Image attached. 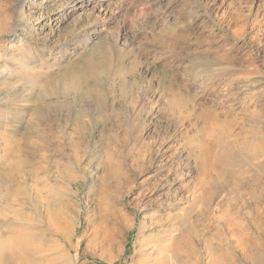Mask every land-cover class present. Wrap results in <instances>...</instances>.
<instances>
[{"label":"rangeland","instance_id":"rangeland-1","mask_svg":"<svg viewBox=\"0 0 264 264\" xmlns=\"http://www.w3.org/2000/svg\"><path fill=\"white\" fill-rule=\"evenodd\" d=\"M152 1L0 0V176L35 264H161L162 243V264H264V78L237 77L264 73V0Z\"/></svg>","mask_w":264,"mask_h":264},{"label":"bare ground","instance_id":"bare-ground-1","mask_svg":"<svg viewBox=\"0 0 264 264\" xmlns=\"http://www.w3.org/2000/svg\"><path fill=\"white\" fill-rule=\"evenodd\" d=\"M45 1V0H44ZM100 2L101 0H77V4H76V8L75 9H82V8H84V7H87V6H89V5H92L93 3H95V2ZM147 1V0H146ZM151 2H153L152 0H151ZM64 15V13H62V14H60L59 15V17H56L54 20L56 21V20H59V18L61 17V16H63ZM54 22V21H53ZM54 24V23H53ZM22 66V65H21ZM244 68V67H243ZM242 68V69H243ZM3 69V68H2ZM241 69V70H242ZM252 69V68H251ZM1 70V69H0ZM234 70V69H233ZM232 71V70H231ZM222 73V72H221ZM229 73V72H228ZM236 73V72H235ZM240 73H241V71H240ZM232 76H233V78H234V74H231ZM236 75V74H235ZM249 75H258V76H262L261 78H264L263 76H264V73L262 72L261 73V69H258V68H256V69H253V70H248V72H243V73H241V74H238V76L237 77H244V76H249ZM230 76V75H229ZM251 76V77H252ZM226 78V77H225ZM239 78H236V79H239ZM247 78H249V77H246L245 79L247 80ZM231 79V78H230ZM230 79H229V81H230ZM244 79V80H245ZM235 80V79H234ZM239 80H241V79H239ZM238 80V81H239ZM243 80V81H244ZM255 80V79H254ZM264 80V79H263ZM233 81V80H232ZM251 81H253V79H251ZM257 81H260V77H259V79L257 80ZM237 82V81H236ZM250 82V81H249ZM229 83V82H228ZM231 83V82H230ZM234 83V82H233ZM242 83V82H241ZM240 83V86H242V85H244L245 83L243 82V84H241ZM252 83V82H251ZM250 83V84H251ZM253 83H255V81L253 82ZM232 84V83H231ZM236 84V83H235ZM249 84V83H248ZM226 85V84H225ZM239 85V84H238ZM227 86H229L230 87V85H227ZM226 86V87H227ZM232 86V85H231ZM245 86H247V85H245ZM228 87V88H229ZM244 87V86H243ZM249 87V86H248ZM225 88V87H224ZM227 88V89H228ZM232 88V87H231ZM241 88V87H240ZM245 88V87H244ZM219 89V88H218ZM236 89H238L239 90V88L237 87ZM243 89V88H242ZM249 89H251L250 91V93H249V95L250 96H252V97H256V98H259V97H261L263 94H264V81L263 82H259V83H256L254 86H253V84H251V86H250V88ZM231 90V89H230ZM237 90V91H238ZM241 90V89H240ZM225 91H226V88H225ZM233 92V91H232ZM236 92V91H235ZM220 93V92H219ZM230 93H231V91H230ZM230 93H228V94H230ZM243 98V97H242ZM262 98V97H261ZM260 98V99H261ZM2 105V104H1ZM259 108V107H258ZM2 111V110H1ZM264 116V115H263ZM11 117V116H10ZM263 121V120H262ZM261 121V122H262ZM1 122V121H0ZM4 124V123H3ZM262 130V129H261ZM259 133V132H258ZM262 133H263V131H262ZM8 136V135H7ZM262 137L264 136V135H261ZM14 138V137H13ZM38 140V139H37ZM255 140V139H254ZM32 144V143H31ZM27 145V144H26ZM255 147H257L258 149H260V148H264V138L262 139V138H259V139H257V141H256V144L254 145V147L251 149V150H253L252 152V156H254L256 153H257V148H255ZM27 148V147H26ZM30 148V147H29ZM28 148V149H29ZM23 150H24V147H23ZM241 151V150H240ZM239 151V152H240ZM245 153V152H244ZM24 154V153H23ZM237 154H239V153H237ZM26 155V154H25ZM10 157V156H9ZM18 157H19V155H18ZM28 157V156H27ZM244 158L243 156H240V158ZM25 158V160H27V158L26 157H24ZM34 158V157H33ZM12 159V158H11ZM30 160L32 159V156H31V158H29ZM28 159V160H29ZM245 159V158H244ZM13 160V159H12ZM32 162V161H31ZM31 162H27L26 161V163H31ZM238 162V161H237ZM243 162V161H242ZM249 162V161H248ZM252 162H254V161H252ZM15 163V162H14ZM13 163V164H14ZM33 163V162H32ZM12 164V163H11ZM111 164H112V162H111ZM262 164V163H261ZM15 166H16V164H14ZM163 165V164H162ZM161 164H160V166H159V168L158 169H162V166ZM241 165H244V164H241ZM18 166V165H17ZM16 166V167H17ZM109 166V165H108ZM111 166V165H110ZM119 166H121V165H119ZM117 164H112V166H111V174H113V175H118L119 173L118 172H120L121 170H120V167H119ZM233 165H231V167H232ZM246 166H247V164H246ZM245 166V167H246ZM251 166V165H250ZM252 166H254V165H252ZM19 167V166H18ZM248 167V166H247ZM258 168V167H257ZM262 168V167H261ZM2 169V168H1ZM107 169V168H106ZM184 169V168H183ZM7 170H9L10 171V169H6L5 168V172L3 173V174H1L2 175V177L0 176V206H2L3 207V205L5 206V208L7 207L8 209H9V211H12V214H11V216H8V219H5V216H2V217H0V264H35V261L37 262L38 260L36 259V258H34V257H32L31 256V254L30 253H28V249L26 250L25 249V241H22L23 243H24V245L22 244V243H20L21 241H20V237H21V233H22V231H24L25 230V232L26 231H28V229L26 228L27 226L29 227L31 224H30V222L28 221V220H26L25 218H24V215H26V214H28V212L27 213H24V211L22 210V209H24V207H25V202L24 201H22L23 199H17V198H14L13 197V193H11L10 191H9V189H8V186L10 185V183H13L12 181H13V178H11L10 177V175H9V173H8V171ZM13 170H15V169H13ZM230 170V169H229ZM16 171V170H15ZM108 171V170H107ZM178 171V170H177ZM14 172V171H13ZM109 172V171H108ZM180 172V171H179ZM15 173V172H14ZM14 173H12L11 172V174H14ZM154 173H155V170H154ZM158 173V172H157ZM181 173H182V171H181ZM156 174V173H155ZM252 174V173H251ZM258 174V173H257ZM179 176V175H178ZM176 177V176H175ZM120 178V177H119ZM172 178H174V177H172ZM108 179V178H107ZM176 179V178H175ZM171 180V179H170ZM177 180H178V178H177ZM177 180H171L170 182H168L169 184H170V186H172V185H174L175 183H176V181ZM169 181V180H168ZM179 181V180H178ZM15 182V181H14ZM179 183V182H178ZM16 184V183H15ZM13 185V184H12ZM11 186V185H10ZM11 190H12V187H11ZM25 191V190H24ZM27 191V190H26ZM13 192V191H12ZM65 193V192H64ZM15 194V193H14ZM176 196V195H175ZM25 197V196H24ZM63 197H64V194L63 193H56V205H57V208L58 209H55V211H53L52 213V216L50 217L51 218V220H50V218H49V227H52V229L55 231V232H57V233H59V234H61L63 237H66V236H68V233H69V231L71 230H69V227H70V225H71V222H67V216H66V214H65V211L64 210H62V209H64V205H63ZM178 199V198H177ZM182 199V198H181ZM180 201V200H179ZM27 202V201H26ZM178 203V202H177ZM153 205V204H152ZM150 206V205H149ZM174 206H176V202L173 200V199H170V202L167 204V205H165V206H162V207H158L157 208V210L156 211H158L157 213H163V212H166L167 210H169V209H172ZM1 208V207H0ZM4 208V207H3ZM22 210V211H21ZM29 210V209H28ZM155 211V212H156ZM21 212L24 214V215H22L21 214ZM150 212V211H149ZM153 212V211H152ZM155 212L153 213L154 215H155ZM49 215V214H48ZM147 215H148V213H147ZM146 215V216H147ZM153 215V216H154ZM27 216V215H26ZM50 216V215H49ZM145 216V215H144ZM146 216L144 217V219L146 218ZM149 216V215H148ZM147 216V217H148ZM178 217V216H177ZM69 219V218H68ZM151 219V218H150ZM69 223V224H68ZM145 223V222H144ZM73 226V225H72ZM143 226V225H142ZM35 227V226H34ZM71 228V227H70ZM72 228H74V227H72ZM143 228V227H142ZM32 230V229H31ZM181 230V229H180ZM141 233V232H140ZM164 233V232H163ZM28 234H30L31 235V233L29 232ZM42 234V233H41ZM30 235H29V237H30ZM69 235H70V233H69ZM141 235V234H140ZM24 236V235H23ZM28 236V235H27ZM26 236V237H27ZM169 236V235H168ZM23 239V238H22ZM25 239V238H24ZM156 239V238H155ZM163 239V238H162ZM161 239V240H162ZM19 242V243H18ZM5 243H8V244H10V246L12 245V248H10V249H8L5 245ZM154 243V242H153ZM167 243V242H166ZM164 243H162V247H161V250L158 248L157 249V252H158V250H160L161 251V253H162V255L163 256H160L161 257V259H159V263H164V262H166V259L167 260H169V261H167V262H170V259L172 260V258H173V256H175L176 254L175 253H173V252H176L175 251V246H176V244H172V245H169V246H165V245H163ZM170 244V243H169ZM29 245V244H28ZM153 245V244H152ZM145 246V248H142V249H136L137 250V254H139V253H142V255H141V259H147L148 260V258L149 257H152V256H154L153 255V252H154V250L153 249H151V248H148V247H146V245H144ZM157 246H160V245H157ZM26 247H28V246H26ZM153 247V246H152ZM154 248H155V246H154ZM160 251H159V253H160ZM165 252H167L165 255H164V253ZM170 252H171V256H170ZM188 252V251H187ZM158 253V254H159ZM161 253H160V255H161ZM179 253V252H178ZM156 255H157V253H155ZM181 254V253H180ZM140 256V255H139ZM139 256H137L136 255V257H139ZM65 261H64V263H61V262H59V264H85L86 262H81V260L80 259H78L77 258V254H75V255H72L71 253H66L65 254ZM148 257V258H147ZM136 259H138V258H136ZM152 259V258H151ZM154 259V258H153ZM174 259H175V257H174ZM146 260V261H147ZM149 260H150V258H149ZM141 262H142V260H140ZM174 261V260H173ZM154 262H155V260H154ZM153 262V263H154ZM136 263V262H135ZM134 263V264H135ZM145 263V262H144ZM153 263H150V264H153ZM155 264V263H154Z\"/></svg>","mask_w":264,"mask_h":264}]
</instances>
